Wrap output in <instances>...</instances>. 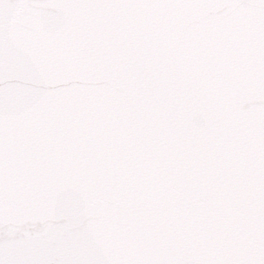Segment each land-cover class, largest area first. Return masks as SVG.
I'll return each mask as SVG.
<instances>
[{
  "label": "water",
  "instance_id": "1",
  "mask_svg": "<svg viewBox=\"0 0 264 264\" xmlns=\"http://www.w3.org/2000/svg\"><path fill=\"white\" fill-rule=\"evenodd\" d=\"M0 264H264V0H0Z\"/></svg>",
  "mask_w": 264,
  "mask_h": 264
}]
</instances>
